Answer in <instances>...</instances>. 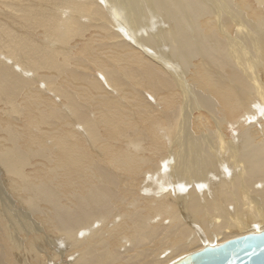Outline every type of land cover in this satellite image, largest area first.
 <instances>
[{
	"label": "bare ground",
	"instance_id": "bare-ground-1",
	"mask_svg": "<svg viewBox=\"0 0 264 264\" xmlns=\"http://www.w3.org/2000/svg\"><path fill=\"white\" fill-rule=\"evenodd\" d=\"M262 12L0 0V264H168L263 229Z\"/></svg>",
	"mask_w": 264,
	"mask_h": 264
},
{
	"label": "water",
	"instance_id": "water-1",
	"mask_svg": "<svg viewBox=\"0 0 264 264\" xmlns=\"http://www.w3.org/2000/svg\"><path fill=\"white\" fill-rule=\"evenodd\" d=\"M168 264H264V228L221 243H206Z\"/></svg>",
	"mask_w": 264,
	"mask_h": 264
},
{
	"label": "rangeland",
	"instance_id": "rangeland-1",
	"mask_svg": "<svg viewBox=\"0 0 264 264\" xmlns=\"http://www.w3.org/2000/svg\"><path fill=\"white\" fill-rule=\"evenodd\" d=\"M264 13L262 12V15H263ZM145 18H147V15H145ZM235 129V128H234ZM1 171H0V175L3 173L2 172V169H0ZM3 175H5V176H3ZM3 175H1L0 177H4V179H3V181H5L6 180V174L4 173ZM7 181V180H6ZM4 183V182H3ZM249 227V226H248ZM250 228H253V227H250ZM233 232H237V230H233ZM233 238V237H232ZM228 240V239H227ZM226 241V240H225ZM208 242H210V241H208V239H206L205 238V243H208Z\"/></svg>",
	"mask_w": 264,
	"mask_h": 264
}]
</instances>
